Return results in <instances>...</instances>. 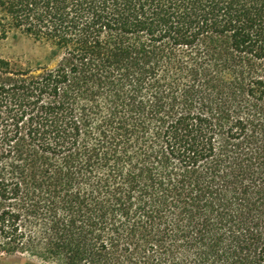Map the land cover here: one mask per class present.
Returning <instances> with one entry per match:
<instances>
[{"label":"trees","instance_id":"obj_1","mask_svg":"<svg viewBox=\"0 0 264 264\" xmlns=\"http://www.w3.org/2000/svg\"><path fill=\"white\" fill-rule=\"evenodd\" d=\"M0 255L264 264V0H0Z\"/></svg>","mask_w":264,"mask_h":264},{"label":"rangeland","instance_id":"obj_2","mask_svg":"<svg viewBox=\"0 0 264 264\" xmlns=\"http://www.w3.org/2000/svg\"><path fill=\"white\" fill-rule=\"evenodd\" d=\"M44 50L33 40L19 37H10L0 40V56L11 60H22L23 62H36L43 58ZM0 264H49L38 259L29 258L27 255L16 256L0 255Z\"/></svg>","mask_w":264,"mask_h":264}]
</instances>
